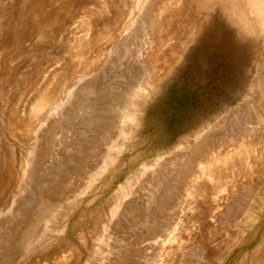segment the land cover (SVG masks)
<instances>
[{"label": "rangeland", "instance_id": "obj_1", "mask_svg": "<svg viewBox=\"0 0 264 264\" xmlns=\"http://www.w3.org/2000/svg\"><path fill=\"white\" fill-rule=\"evenodd\" d=\"M0 264H264V0H0Z\"/></svg>", "mask_w": 264, "mask_h": 264}, {"label": "bare ground", "instance_id": "obj_2", "mask_svg": "<svg viewBox=\"0 0 264 264\" xmlns=\"http://www.w3.org/2000/svg\"><path fill=\"white\" fill-rule=\"evenodd\" d=\"M240 117V116H239ZM235 120H236V118H235ZM241 122L243 121V119L242 120H240ZM239 121V122H240ZM234 122H236V121H234ZM243 123V122H242ZM232 125V124H231ZM234 126L236 125V123H234L233 124ZM234 126H232L233 128H234ZM237 126V125H236ZM242 127V126H241ZM228 129H230V128H228ZM250 129V128H249ZM230 131V130H229ZM234 131V130H233ZM233 131H232V133H233ZM247 131V130H246ZM214 132V131H213ZM218 132V131H217ZM235 132L237 133V134H240L241 136L242 135H244L245 134V131L242 129V128H240V127H237V128H235ZM216 133V132H215ZM235 133V134H236ZM246 135V134H245ZM216 136V135H215ZM210 137H212V136H210V135H205V136H203V138L202 139H200L199 140V142L197 143V145L194 147V149L189 153V155L186 157V160H185V162L183 163V166L181 167V169L178 171L179 172V178H184V179H186V175H187V172H189L190 170H192V166H193V164L195 163V161L197 162V161H203L204 160V158L206 157V151H208V149L209 148H211V146L212 145H214L211 141H212V138L210 139ZM235 137H236V135H235ZM239 137V136H238ZM214 140V139H213ZM215 143V142H214ZM213 149V148H212ZM189 150V149H188ZM210 152V151H209ZM206 153V154H205ZM214 159V158H213ZM216 159V158H215ZM214 159V160H215ZM209 162H210V159H207ZM179 161H181V160H179ZM207 161V162H208ZM213 161V160H212ZM204 162H206V161H204ZM206 162V163H207ZM217 162V161H216ZM180 163V162H179ZM202 163V162H201ZM205 163V164H206ZM182 164V163H181ZM203 164V163H202ZM204 164V165H205ZM198 165H199V163H198ZM201 165V164H200ZM207 166H204V167H202V169L200 168L199 169V172L200 173H202L204 176H205V174L207 173H209V174H211L215 169H214V167H216V164L215 163H212L211 162V164L209 163V165L208 164H206ZM206 167H207V169H206ZM174 170V169H173ZM172 170V171H173ZM216 171V173L217 172H219V169H217V170H215ZM169 173V172H168ZM194 173V172H193ZM191 174V173H190ZM195 174V173H194ZM201 175V174H200ZM202 176V175H201ZM210 176V175H209ZM208 176V177H209ZM216 176V175H215ZM196 177V176H195ZM197 177H199L198 175H197ZM196 177V178H197ZM203 177V176H202ZM162 178V177H161ZM160 178V179H161ZM192 178H193V176H192ZM195 178V179H196ZM201 178V177H200ZM199 178V179H200ZM188 179H189V177H188ZM195 179L193 180V181H195ZM198 179V180H199ZM201 181V180H200ZM189 182H191L192 183V181H189ZM197 182V181H196ZM199 182V181H198ZM194 183V182H193ZM195 184V183H194ZM181 185V184H180ZM180 185L178 186V187H180ZM184 185V184H183ZM189 186V185H188ZM202 186V188H204V186L203 185H201ZM177 187V186H176ZM175 187V188H176ZM206 187V186H205ZM172 192V191H171ZM166 193V192H165ZM168 197H169V195H168ZM167 198V197H166ZM170 199V198H169ZM172 199V198H171ZM161 200V199H160ZM167 201L168 202H170V200H168L167 199ZM159 202V201H158ZM166 202V200L164 201V202H162V200H161V203L162 204H160L159 203V205H161L160 207L163 209V208H166V206H167V202ZM171 203V202H170ZM161 208H159L158 207V209H161ZM161 212H163V211H161Z\"/></svg>", "mask_w": 264, "mask_h": 264}]
</instances>
